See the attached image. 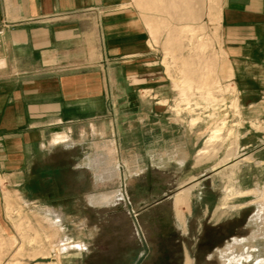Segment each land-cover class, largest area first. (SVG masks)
Segmentation results:
<instances>
[{
  "label": "crops",
  "instance_id": "obj_1",
  "mask_svg": "<svg viewBox=\"0 0 264 264\" xmlns=\"http://www.w3.org/2000/svg\"><path fill=\"white\" fill-rule=\"evenodd\" d=\"M219 18L241 105L264 110V0H222ZM145 32L129 0H0V153L14 163L1 168L22 173L28 154L32 164L35 154L36 162L46 151L63 154L46 167L78 171L74 200L96 208L108 195L125 202L126 214L162 219V201L171 198L181 217L186 197L211 177L198 174L200 127L171 109L177 97L163 63L162 84L152 83ZM148 89L162 98L141 97ZM257 151L252 158L264 164ZM133 202L140 210L128 208ZM146 249L129 264H185Z\"/></svg>",
  "mask_w": 264,
  "mask_h": 264
},
{
  "label": "rangeland",
  "instance_id": "obj_2",
  "mask_svg": "<svg viewBox=\"0 0 264 264\" xmlns=\"http://www.w3.org/2000/svg\"><path fill=\"white\" fill-rule=\"evenodd\" d=\"M129 1L149 39L152 83L162 84L163 63L167 84L173 87L170 96L177 97L171 109L189 115L191 124L200 127L198 174L211 178L196 186L191 201L186 197L181 217H175L171 198L162 201V219L155 213L131 216L123 212L125 202L110 201L108 195L96 208L74 200L80 190L78 171L55 173L46 167L63 154L46 151L38 162L35 154L34 164L28 154L22 173H17L1 168L9 159L3 151L0 264H129L148 247L152 253L162 248V258H183L185 264L187 259L191 264H264V164L251 156L257 149L254 158L264 160V110L241 105L227 71L219 34L222 0H191L200 10L196 19L169 14L160 0ZM140 93L162 98L157 90ZM216 129L217 138L207 142ZM246 131L247 138L240 140ZM248 143L251 146L239 150ZM246 156L251 160L247 157L235 167ZM87 176L84 189L91 191L92 171ZM229 190L238 194L225 200ZM128 208L136 211L141 205L133 202Z\"/></svg>",
  "mask_w": 264,
  "mask_h": 264
},
{
  "label": "bare ground",
  "instance_id": "obj_3",
  "mask_svg": "<svg viewBox=\"0 0 264 264\" xmlns=\"http://www.w3.org/2000/svg\"><path fill=\"white\" fill-rule=\"evenodd\" d=\"M160 1L161 3H163V9L166 10L169 14H172V15L178 14V17L180 18L184 17L185 19H188V18L196 19L200 17V10L198 8H195V6L193 5L194 3L192 4L191 0H160ZM181 24L183 26H189V23L182 22ZM219 131H220L219 129L212 131V133L207 138V142L214 141L215 138H217L216 136L218 135ZM229 193L230 194H227L224 196L225 200H228L230 195L238 194V193H235L233 190H229ZM261 198L263 199V206H264V190H263V195ZM38 259H45V258H38ZM37 262H42V261H37ZM261 262L262 261H257L254 264H260Z\"/></svg>",
  "mask_w": 264,
  "mask_h": 264
},
{
  "label": "water",
  "instance_id": "obj_4",
  "mask_svg": "<svg viewBox=\"0 0 264 264\" xmlns=\"http://www.w3.org/2000/svg\"><path fill=\"white\" fill-rule=\"evenodd\" d=\"M37 261H46V259H36Z\"/></svg>",
  "mask_w": 264,
  "mask_h": 264
},
{
  "label": "flooded vegetation",
  "instance_id": "obj_5",
  "mask_svg": "<svg viewBox=\"0 0 264 264\" xmlns=\"http://www.w3.org/2000/svg\"><path fill=\"white\" fill-rule=\"evenodd\" d=\"M253 255V254H252ZM196 259H194V261H195Z\"/></svg>",
  "mask_w": 264,
  "mask_h": 264
}]
</instances>
